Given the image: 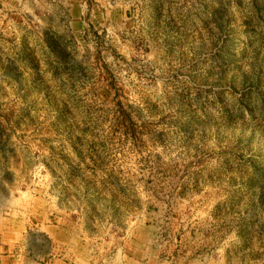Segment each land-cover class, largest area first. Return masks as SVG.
<instances>
[{
  "label": "rangeland",
  "instance_id": "1",
  "mask_svg": "<svg viewBox=\"0 0 264 264\" xmlns=\"http://www.w3.org/2000/svg\"><path fill=\"white\" fill-rule=\"evenodd\" d=\"M16 5L0 0V227L128 225L165 264H264V0Z\"/></svg>",
  "mask_w": 264,
  "mask_h": 264
},
{
  "label": "crops",
  "instance_id": "2",
  "mask_svg": "<svg viewBox=\"0 0 264 264\" xmlns=\"http://www.w3.org/2000/svg\"><path fill=\"white\" fill-rule=\"evenodd\" d=\"M19 11L38 10L52 18L71 7L70 0H15ZM16 9V8H15ZM95 225H2L0 264H165L150 256L149 238L92 232ZM145 234V229H140ZM122 235V234H121Z\"/></svg>",
  "mask_w": 264,
  "mask_h": 264
}]
</instances>
